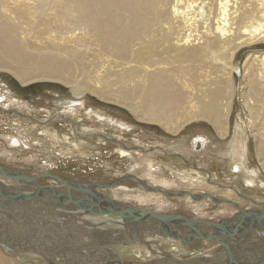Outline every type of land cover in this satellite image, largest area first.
<instances>
[{
    "label": "bare ground",
    "instance_id": "obj_1",
    "mask_svg": "<svg viewBox=\"0 0 264 264\" xmlns=\"http://www.w3.org/2000/svg\"><path fill=\"white\" fill-rule=\"evenodd\" d=\"M258 44H264V0H0V70L11 72L23 85L38 81H60L68 85L76 97L82 98L86 93L96 95L110 103L126 107L138 121L158 123L173 134H178L193 120L210 122L223 139L230 134L235 87L233 76L238 68L235 61L240 51H250L252 46ZM238 69L246 87V107L255 123V161L264 169V49L250 51ZM189 71L195 75V78L189 75L196 79V82H191L194 84H190L189 79L185 80L183 76ZM82 104L83 101L81 104L65 107L59 112V116L81 113ZM87 114L92 116L90 111ZM97 115L100 120H108V117L100 113ZM85 130L96 133L94 128L86 127ZM53 138L60 140L57 135ZM183 142L179 149L186 153L192 151L189 141ZM19 143L21 141L16 138H10L12 147L19 146ZM236 145L235 141L230 151L232 156L229 154L232 171L237 174V178L243 175L247 182H257L258 167L253 164L250 147L242 144L241 153L238 154L239 148ZM176 152L179 151L173 154ZM119 154L123 157L133 155L131 150L124 148L119 150ZM181 156L173 162L178 164L189 161L185 155ZM193 161L194 165L191 167L182 165L177 170L174 167L168 168L174 178L188 185L212 182L198 164V158ZM134 170L136 176L144 173L142 169ZM124 176L116 174L113 180ZM130 176L126 175L122 180L128 181ZM38 180L32 185L48 188L46 193L69 192L62 182L54 180L59 185L51 186L43 185ZM148 182L156 183L149 179L143 183L148 186ZM79 183L96 191H101L102 188L95 187L99 184L97 180ZM156 184H151V189H155ZM0 185H6V189L0 194V203L19 201L9 199L13 193L11 191L27 194L25 198L28 200L22 201L24 203L42 202L34 200L38 197L32 196L34 187L29 184L12 180V183L0 181ZM187 188L180 191L190 192ZM70 192L74 198L95 206L94 197H85L74 190ZM112 194L114 198L109 194L108 196L133 204L122 200L123 196L130 197L127 193L117 191ZM190 194L185 195V201H192L189 197L195 193ZM140 201L143 203L134 201L138 206L133 205L146 209L144 202L148 199ZM226 205L220 209L222 214L233 215L241 207L236 202ZM47 206L51 215L59 217V220L56 219L59 223L55 224L51 219L46 221L47 226H50L46 235L42 232L43 223H38L36 229L32 226L30 229H33L34 235L30 236V241H26V249L30 248L27 245L32 241L41 243L46 239L53 243L50 249L42 250L31 246L33 250L29 249L31 252H27L42 257L45 263L101 264L108 262L110 258H117L122 262L118 252L132 255L140 264L173 263V255L160 246L157 250L152 243L151 247L142 246L136 244L140 242L133 240L136 235L144 232L146 235L149 232L144 228L146 225L132 227L121 217L93 216L65 203L48 202ZM187 207L192 208L190 204ZM52 208L55 212L51 211ZM196 211L194 209L193 214H197ZM75 216L91 224L96 223V218H92L93 221L83 218L116 217L123 227L116 229L91 224L87 226ZM76 228L83 229L78 231L77 239L84 237L86 246L81 249V245L75 243L73 246L70 243L69 246L62 247L57 239L63 237L65 232L60 230L72 232ZM251 231L262 238L259 239V244L247 245V249L256 246L251 251H264V226L254 227ZM167 241L172 244L171 240ZM244 243L241 241L242 246ZM98 244L115 247L101 249ZM173 249L177 250L172 247L171 250ZM82 250L85 252L84 256L88 257L87 260L71 255L72 251L80 253ZM218 253L186 261L174 257L185 264H228L233 260L225 250ZM97 255L103 259L97 258ZM23 259L26 260L25 264L42 263V260L35 258ZM0 264L4 263L1 261ZM122 264L134 263L126 260Z\"/></svg>",
    "mask_w": 264,
    "mask_h": 264
},
{
    "label": "rangeland",
    "instance_id": "obj_2",
    "mask_svg": "<svg viewBox=\"0 0 264 264\" xmlns=\"http://www.w3.org/2000/svg\"><path fill=\"white\" fill-rule=\"evenodd\" d=\"M261 45L252 46L250 51L264 49V44ZM250 51L239 52L235 61L238 68L241 67V64L245 61ZM238 68L233 76L235 87L233 110L230 116V134L224 139L220 137L214 125L206 120L190 121L178 134H173L158 123L138 121V118L133 112L126 107L110 103L90 93H86L82 97L85 106L81 105V113L66 114V117H61L59 116L61 108L66 107L65 105L70 101L80 99L73 95L68 85L60 81H38L30 83L28 86H22L23 84L11 72L0 70V164L9 169H17L27 175L33 176H37L39 172H46L56 174L70 181L91 183L97 180L99 184H96L95 187L100 189L102 186L101 191L107 195L109 194L113 198V192L122 191L123 194L127 193L130 195L128 198L123 196L122 200L129 201L135 205L137 203L134 201L143 203L140 200L147 198L148 201L144 202L146 210L150 209L155 212L169 214L180 213L197 220L217 221L224 217H230L231 214H222L220 209L225 203L227 204L232 200L237 201L242 208H258L264 211V187H260L261 182H264V169L255 161V123L253 115L249 108L246 107V87ZM186 73L183 75L185 76V80L189 79L190 84H194L191 82H193L192 80L196 82V79H192L195 75L192 72ZM18 90H24V92L18 93ZM2 105L8 106V109L2 107ZM89 111L92 112V116L90 117L87 114ZM97 113L108 117L109 120L98 119ZM86 127L94 128L96 133L87 132L85 130ZM54 135H57L60 140L54 139ZM197 136L207 138L206 143L202 144V150L198 149L202 151L199 154L196 153L197 149L194 150V146L192 147L191 143ZM13 137L21 141L18 144L19 146L12 147L10 145V138ZM184 140L189 141V145L191 146L190 150L192 151L189 154L179 149L180 144ZM180 141L182 142L180 143ZM235 141L237 142L236 146L239 148L238 154L239 152L241 153L242 144L245 143V145L250 147L251 158H254L253 164L259 169H257V182L260 186L246 185L244 176L237 178L235 172L231 174L230 167L232 161L229 160V154L232 150V144ZM121 148L131 150L133 155L129 157L121 156L119 154ZM172 151H179L178 153L185 155L189 161H181V163L175 164L173 161H176L182 156L172 154ZM201 153L205 155H201ZM224 154L228 158H222ZM195 158H198V164L206 169L208 179L212 182L188 185L180 179L173 177L168 166L171 168L174 167L176 170L181 169L180 167L182 165L191 167L194 165L193 159ZM134 169H142L145 174L141 173L136 176ZM114 174L131 176L128 181L127 179L122 180L125 176L113 180L115 177ZM38 179V182L41 184H49L51 186L59 185L48 177ZM146 179L154 181L157 184L148 182V186H146L143 183ZM165 180L172 181L166 182ZM0 181L9 180L0 176ZM125 181L127 182L123 183ZM151 184L157 185L155 189H151ZM5 187L6 185L2 186L3 189H6ZM159 187L172 193L168 194L165 191H161ZM186 188L190 190V193L205 196L198 199H196L197 197L193 198V196H190L189 200L192 201L187 202L184 200L186 198L185 195L191 194L181 192ZM11 192H13L12 197L18 195L14 191ZM208 194L212 197H209ZM215 197H220L218 198L220 199L219 201L224 200L215 202L213 200ZM40 201L42 200L40 199ZM7 203L5 204V211L0 216V263L2 261L4 264H25V259H18V256H15L13 252H6L4 241L7 242L6 244L9 248H13L12 245H14L11 242V237L13 240L16 239L19 241V243L24 241L25 244L26 241L21 238L23 237L21 234H26L27 236L34 235L33 229H30V227L35 226L34 229H36L38 223L44 224L42 232L43 235H46L50 227L49 225L47 226L46 219H52L56 224L59 223L57 222L59 217L57 215H51L50 213V217L47 215L48 202L45 201L38 202L32 208L24 202L10 201L9 204ZM15 203L17 205L13 206L12 204ZM0 204L2 205V203ZM188 204L192 208H188ZM19 205L22 208H18ZM193 208L197 210V214H193ZM229 208L233 209L234 207ZM51 211L55 212V209L53 210L52 208ZM51 213L53 214V212ZM23 216L24 219H30L27 222L23 219V221L15 222V219L22 218ZM75 218L87 226L98 225L104 226L103 228L114 227L116 229L123 227L120 220L116 217L86 216L83 218L87 221H93L92 218L94 220L96 218L95 224L85 223L80 220L79 216H75ZM82 230L78 228L72 230V232L60 230L65 232L66 235L64 234L63 237H59L57 241L62 243V247L65 245L67 247L70 243L74 246L76 243L81 245L82 249L86 246L84 237L82 236L83 238L81 240L77 239L78 231ZM50 231L52 230L50 229ZM52 232L55 233L54 231ZM246 234H248L249 243L245 247L252 243H260L258 241L262 237L252 234V232ZM253 235L255 237H252ZM144 239L146 242L152 243L155 249L159 250L158 248L160 246L164 251L184 261L206 257L209 253L217 254L225 250L216 242L205 243L204 241H196L195 243L184 245L180 241L160 236L151 231L144 236ZM167 240H171L172 244L168 243ZM231 240H234V238H231ZM42 241L40 244L47 240L43 239ZM57 241L55 240L54 242ZM136 244L146 245L145 243ZM27 246L28 248L30 247V250H33L31 244ZM108 246L115 247V245L111 246L110 244H98V247L101 249H105ZM172 247L177 248V250H171ZM248 248L255 249L256 246ZM29 249H26L27 251L24 254L35 258L38 257V259L42 258L36 256V254L27 253L31 252ZM72 252L71 255L79 256L83 261L88 259V257L84 256V250L80 253ZM118 254L123 260L122 262L127 260L134 264H140L132 255L127 256L119 252ZM97 258L102 257L97 255ZM43 260L41 261L42 263L33 262V264H48ZM122 262L121 260H117V258H110L105 263L122 264ZM82 264H85V262Z\"/></svg>",
    "mask_w": 264,
    "mask_h": 264
},
{
    "label": "water",
    "instance_id": "obj_3",
    "mask_svg": "<svg viewBox=\"0 0 264 264\" xmlns=\"http://www.w3.org/2000/svg\"><path fill=\"white\" fill-rule=\"evenodd\" d=\"M202 146V143L197 140L195 149H201ZM0 176L34 187V189H32V196L38 197L34 198L35 201H40L41 199L46 202L65 203L76 209L85 210L88 214L93 216H118L121 217L123 221L127 222L129 226L141 227L142 224L146 225L144 226L146 231L154 232L163 237L172 238L185 245L195 243L196 241L216 242L228 252L230 259H233L228 264H264L263 250L260 251L258 249L259 251L255 252L251 251L253 250L252 248L247 249V247H245L249 240V238H247L248 234L238 238L243 232H252V228L264 226V211L261 209L238 207V211L230 217H224L217 221L197 220L180 213H159L142 209L133 204L113 199L107 194L96 191L84 184L75 181L70 182L52 173L39 172L37 176H29L22 171L12 170L0 164ZM44 177L64 183L69 192L67 194H52V191L46 193L45 190L48 188L32 185L36 184L38 178ZM139 181L143 182L142 180ZM3 190L4 189L0 185V194H2ZM70 190L79 192L85 197H94L96 200L94 203L95 206L92 207L88 202L84 203L82 200H78L76 197L74 198ZM187 194H190V192H187ZM26 196L28 195L18 194L16 197L10 196L9 199L22 202L28 200L25 198ZM144 236L145 232L140 233V235H136V238L133 240L145 243L147 246L151 247V244L143 239ZM252 237L255 236L253 235ZM231 238H234V240H231ZM241 241L245 242L244 246L241 245ZM171 257L173 259L172 264H185L174 256Z\"/></svg>",
    "mask_w": 264,
    "mask_h": 264
},
{
    "label": "crops",
    "instance_id": "obj_4",
    "mask_svg": "<svg viewBox=\"0 0 264 264\" xmlns=\"http://www.w3.org/2000/svg\"><path fill=\"white\" fill-rule=\"evenodd\" d=\"M31 176H33V175H31ZM5 182H12V180H9V181H5ZM43 185H45V184H43ZM10 203V202H9ZM9 203H7V204H9ZM5 204L6 203H4V205H3V203H2V205L0 204V216L2 215V213L5 211V208H6V206H5ZM26 204H29V206L32 208V207H34V206H36L35 204H37V203H26ZM13 206H15V205H17V203H15V204H12ZM10 207V206H9ZM18 208H22V206H18ZM149 210V209H148ZM2 211V212H1ZM152 211V210H151ZM18 215H21V214H18ZM49 217H50V214H49V212H48V214H47ZM26 218V217H25ZM26 220V222H27V220H29V219H24V216L22 217V218H19V219H15V222H17V221H23V220ZM45 219V218H44ZM43 219V220H44ZM0 220H1V218H0ZM52 220V219H51ZM46 221H50L49 219H46ZM18 225H20V224H18ZM31 228V227H30ZM21 235H23V237H21L23 240H25V241H28L29 240V238H30V236H32V235H26V234H21ZM14 236H16L17 237V235H15L14 234ZM11 242H13L14 243V245H12L13 246V248H9L8 246H7V242H5L4 241V243H5V246L6 247H4L5 248V250H6V252H13L14 254H15V256H18L17 258H27V259H29V258H35V257H31V256H28V255H26V254H24V252L26 253V244H27V242H25V244H24V241L21 243H19V241H15V240H13L12 239V241ZM30 244L32 245V247H38V248H41L42 250H47V249H50L52 246H53V243L52 242H44V243H42V244H40V243H38V242H35V241H32V242H30ZM17 246V247H16ZM20 248H22V249H20ZM35 259H37V260H43V258H39L38 259V257L37 258H35Z\"/></svg>",
    "mask_w": 264,
    "mask_h": 264
},
{
    "label": "flooded vegetation",
    "instance_id": "obj_5",
    "mask_svg": "<svg viewBox=\"0 0 264 264\" xmlns=\"http://www.w3.org/2000/svg\"><path fill=\"white\" fill-rule=\"evenodd\" d=\"M28 85H30V84H27V85H22V86H28ZM13 86V85H12ZM33 88V87H32ZM36 88V87H35ZM29 89H31V88H29ZM18 93H22V92H24V90L23 91H20V90H18L17 91ZM72 92V91H71ZM32 93H33V91H32ZM74 95V94H73ZM77 98H80L79 100H74L75 101V103H74V101H70L68 104H66L65 106H66V108H68L67 106H72V105H76V103L77 104H81L82 103V98L81 97H77ZM72 103V104H71ZM60 104V103H59ZM83 106H85V103L84 104H82ZM2 107H4V108H6V109H8V106H5V105H2ZM62 107V106H61ZM3 108V109H4ZM63 109H65V107L64 108H61V110L60 111H62ZM59 117V116H58ZM109 120V119H108ZM112 121V120H111ZM113 122V121H112ZM119 122V121H118ZM207 138H205V137H202V136H197V137H195L193 140H192V147L194 146V150H195V146H196V141L198 140V141H200L202 144H205L206 143V140ZM13 143V142H12ZM202 150V149H201ZM196 152L197 153H200V152H202V151H200V150H196ZM173 153H175V151H172V154ZM176 154H179V155H181V153H177L176 152ZM187 154H189V153H187ZM202 154V153H201ZM208 154V153H207ZM202 155H205L204 153L202 154ZM188 156V155H187ZM230 156H232L231 154H230ZM222 158H228L226 155H222ZM226 160V159H225ZM224 160V161H225ZM229 160H230V157H229ZM203 169L206 171V169L203 167ZM230 172H231V174H234V172L232 171V169H231V167H230ZM214 177H217V176H215L214 175ZM240 177H243V175H241ZM229 180V179H228ZM231 180V179H230ZM244 180H245V183H246V185H249V186H260L256 181H254V183H249V182H247V179H246V177L244 178ZM263 184V185H262ZM110 185V184H109ZM111 186V185H110ZM260 187H264V183L263 182H261V186ZM205 195H197V194H193V198H200V197H204ZM207 196V195H206ZM208 196L209 197H212V196H210L209 194H208ZM218 198H220V197H218ZM218 198H213V199H215V200H220V199H218ZM224 199H222L221 201H223ZM231 202H236V203H238L237 201H231ZM225 203V202H224ZM226 204V203H225ZM227 204H230V202L229 203H227ZM239 204V203H238Z\"/></svg>",
    "mask_w": 264,
    "mask_h": 264
}]
</instances>
